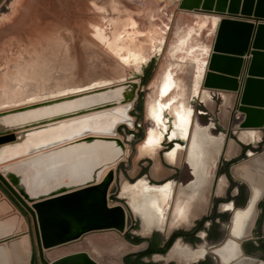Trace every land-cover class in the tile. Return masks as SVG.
<instances>
[{"label": "water", "instance_id": "water-1", "mask_svg": "<svg viewBox=\"0 0 264 264\" xmlns=\"http://www.w3.org/2000/svg\"><path fill=\"white\" fill-rule=\"evenodd\" d=\"M177 6L217 17L200 88L234 94L224 137L240 129L262 130L264 87L256 92L252 84L264 86V71H256L252 54L264 30V0H178ZM259 50L264 55V47ZM141 86L139 75L0 106V153L12 148V154L0 160V264H31L32 257L35 264H109L94 259L83 249L53 258L42 252L75 243L91 232L114 231L122 240L140 244L125 237L129 208L121 201L111 202L108 189L116 181L112 166L125 156V143L116 135L117 128L124 123L129 130L134 127L131 105ZM249 111L258 113L259 121H250ZM117 112L119 118L93 124ZM234 116L238 120L232 126ZM181 144L184 147L186 141L181 140ZM259 146L250 154L245 149L243 156L236 159L225 158L220 152L216 166L221 161L227 163L220 175L246 186L244 179L234 177L232 166L253 155L260 156L263 144ZM220 175L216 168L211 175V190ZM259 194L260 198L252 202L255 213L248 235L235 237L230 231L232 215L238 208L232 207L220 244L230 237L240 248V242L249 237L264 186ZM247 200L246 196L242 208ZM20 217L29 218V229H18ZM21 238L25 240V252L18 255ZM143 240L144 247L122 253L118 264H126L127 254L143 252L148 239ZM227 264H264V260L241 250V255Z\"/></svg>", "mask_w": 264, "mask_h": 264}, {"label": "rangeland", "instance_id": "rangeland-1", "mask_svg": "<svg viewBox=\"0 0 264 264\" xmlns=\"http://www.w3.org/2000/svg\"><path fill=\"white\" fill-rule=\"evenodd\" d=\"M177 5L178 0H0V106L139 76L149 61L152 62L149 76L131 105L134 127L129 130L120 125L117 128V136L125 143L127 153L121 162L112 166L116 181L108 189L114 195L109 196L111 202L121 201L131 209L127 221L134 222L135 228L129 233L138 237L148 236L150 232L144 233L130 198L122 195V191L137 189V192L147 185L138 178L143 172L158 179L178 166L182 173L178 183L185 178L181 150L174 164L161 160L169 169H162L157 162L158 158L165 157L166 146L171 145L161 140L169 139L174 128L172 105L187 100L189 109L195 111V116H189L193 123L196 120L201 125H210L212 135L222 131L213 121L206 123L207 117H212L222 124L218 95L210 93L209 103H214V108L207 116L202 114L204 107L191 92L201 89L200 81L217 17ZM167 74L180 87L175 85L163 92L162 83ZM187 85L191 90L188 91V87L187 91L182 90ZM227 101L223 95L221 109L224 112ZM138 103L140 110L136 112L134 107ZM237 120L232 117L230 124L233 126ZM150 128L161 143L156 153L144 155L150 157L149 160L142 156L139 142ZM154 138L148 135L143 139L155 142ZM228 138L234 139L241 149L243 145L236 133H229ZM258 143H262L264 149V131L259 140L245 146L246 150H259ZM240 156H243L241 151L230 159ZM153 167H156L154 171ZM214 168L215 165L210 169L211 175ZM148 184L157 182L150 180ZM147 186V191L153 193L166 185L162 188ZM28 222L29 218L20 217L18 229H29ZM151 233L159 238L155 231ZM119 237L114 231L91 232L75 243L46 250V256L53 258L63 252L83 249L100 262L118 264V255L126 252L122 249L127 244ZM152 256L144 259L149 261Z\"/></svg>", "mask_w": 264, "mask_h": 264}, {"label": "flooded vegetation", "instance_id": "flooded-vegetation-1", "mask_svg": "<svg viewBox=\"0 0 264 264\" xmlns=\"http://www.w3.org/2000/svg\"><path fill=\"white\" fill-rule=\"evenodd\" d=\"M175 85L180 87L170 74H167L162 83V91L167 92ZM187 87L188 91L191 90L188 85L183 86L182 90L186 91ZM191 92L193 93L192 95L199 97L204 102L209 100V93L207 91L195 88ZM170 113L173 118L174 128L170 132L169 139L180 137L186 141V145L183 147L182 145L174 144L170 149L166 150L164 159L166 158V162L174 164L178 159L179 153L182 151V162L186 167L185 178L181 183H178L182 174L178 166L173 167L172 172L167 178L159 181L157 180L156 182L159 185L148 184L144 178H139L143 179L149 186L162 188L166 185L164 188L156 190L153 193L163 197H169L166 198L169 201L164 208L163 202L157 204L153 201L152 206L156 212L159 213V215L164 213L165 217H157L158 219L156 222L150 223L149 229L144 227L140 215L137 212L138 215L134 213L137 217L139 216L138 219L140 218L139 220H141L140 226H142V230H148V232L144 233L150 232L148 236L138 237L135 233H129L131 229L135 228V223L126 220L125 237L132 242L140 241L138 245L125 242L127 243L126 246H132L131 248L129 247L130 249L128 251L144 247V238L148 239V245L141 253L127 254L124 257V262L126 264H226V262L240 255V249L244 254L257 255L264 260V194L258 203V210H256L257 215L251 227L250 235L240 242V248L238 247L237 241L230 237H227L225 241L220 244L224 240L226 234L228 211L232 207L238 208L234 210V214L231 218L230 231L235 237L248 235L247 229L250 225L251 217L255 213L252 202L260 198L261 194L259 193L264 186V165L259 167L258 170L254 171L250 176H236L233 174L234 177L238 179H244L247 183V187L230 178L226 179L220 174L224 172L227 163L221 161V163L216 166V159L220 152L223 153L225 158L236 155L239 151V144L232 138L226 139L222 132L212 135L209 132L210 125H201L195 118L194 120L196 123H193L189 119V116H195V111L193 110L192 112L189 109L187 100L172 105ZM256 134L258 135L257 137H255ZM148 135H152L154 138L151 128L146 132L143 138ZM236 135L239 141L243 143H252L260 139L261 131L258 130L256 132L255 129H240L236 132ZM252 137L255 138L253 139ZM154 140L155 145L153 149L155 151L144 153L142 156H149L151 153H156L160 146V142L158 139L156 140L154 138ZM259 144L260 143H258L257 146ZM222 147L223 149H221ZM246 148L245 146L241 147L240 151L242 155ZM248 153L250 154V151H248ZM263 154L264 149L260 156ZM260 156L255 155L254 157ZM250 159L251 157L245 161H249ZM238 164L232 167H236ZM214 165L215 168L213 173L217 168L218 175L220 176L217 177L213 190H211L213 181L211 179L210 169ZM189 169L193 173L194 178ZM176 183L177 185H175ZM147 185L141 187L143 194L152 193L147 191ZM248 195L250 196L248 203L242 208L241 206ZM111 196H114L113 193H111ZM172 210L176 211V216L174 218L172 217L169 221L167 219ZM173 227L176 228L169 231ZM151 230L155 231L159 238L153 237ZM119 239L121 238L119 237ZM173 240L175 241L173 242ZM218 244L220 245L217 246ZM175 245L187 253L188 262H186V260L184 261L185 263H178V261L176 262L173 258L167 260L160 259V257H166L170 252L169 250ZM152 246H155L157 251L152 252ZM214 253L217 255V259ZM120 255H118V258ZM151 255L153 256L149 261L144 259Z\"/></svg>", "mask_w": 264, "mask_h": 264}, {"label": "bare ground", "instance_id": "bare-ground-1", "mask_svg": "<svg viewBox=\"0 0 264 264\" xmlns=\"http://www.w3.org/2000/svg\"><path fill=\"white\" fill-rule=\"evenodd\" d=\"M258 46L260 47H264V30L262 32V34L260 35V38L258 39ZM259 47L256 48L254 50V54L253 55V58L254 60L256 61V71H264V55H260L259 54ZM41 74V73H40ZM68 74V73H67ZM49 75V74H48ZM32 77V76H31ZM30 77V78H31ZM52 77V76H51ZM57 77V76H56ZM56 77H54V79H56ZM35 78V77H34ZM36 79V78H35ZM41 79V78H40ZM58 79V78H57ZM37 80V79H36ZM23 81V80H22ZM58 81V80H57ZM39 82V81H38ZM30 83V82H29ZM43 83V82H41ZM61 83V82H60ZM27 84V83H26ZM45 84V83H44ZM41 85V84H40ZM254 86V88L256 89L255 91L256 92H260L263 90V85L261 83H254L252 84ZM55 86V85H54ZM43 87V85H42ZM56 87V86H55ZM21 88V87H20ZM25 88V87H24ZM60 92V91H59ZM57 92V93H59ZM63 92V91H61ZM5 93V92H3ZM19 93V92H18ZM56 94V93H54ZM118 113V112H117ZM114 113L112 114L111 117L109 116H103L102 118L103 119H97L95 121H93V124H106L108 122V119L110 118H114V119H117L119 118L120 114L118 113ZM248 119L250 121H259V114L256 113L255 111H249L248 113ZM130 120L132 121V117L130 116ZM263 122V126H264V120L262 121ZM98 124V125H99ZM124 126H126V123H124ZM133 127V126H132ZM48 134H46L47 136ZM117 135V133H116ZM46 136H41V137H46ZM236 138H237V135H236ZM237 140L239 141V139L237 138ZM241 142V141H239ZM243 143V142H242ZM245 144V143H244ZM155 145V142H152L150 141L149 139H142L140 140L139 142V148H140V151L141 153H148V152H151L153 151V147ZM249 151V150H248ZM247 151V153H248ZM125 155L127 153V149L125 147ZM12 154V148L11 149H5V150H2V153H0V160L1 158H3L4 156L6 155H11ZM249 154V153H248ZM223 155V153H222ZM224 157V156H223ZM2 162V161H0ZM262 162H264V154L260 157H251V159L249 161H243L241 163L238 164V166H234L232 167V172L234 175L236 176H240V175H244V176H250L254 171L258 170L259 167H262ZM107 169H104L102 172H101V175H100V179L103 177V175L107 172ZM156 169V167H153V171ZM123 182V189L125 188V184H124V180L122 181ZM247 184V183H246ZM137 189L133 190L132 192L131 191H125L123 190L122 191V195H127L129 198H130V201H131V207L133 208V210L135 212H137L140 217H141V220H142V223L144 225V227H146L147 229L150 228V225L153 223V222H156L157 221V217H160V216H163L165 217V214H160L156 212V210L154 209V207L152 206L153 205V201H155L157 204L158 203H161L163 202V208L166 206V204L168 203L169 200H167L166 198H169V197H163V196H160V195H157V194H154V193H149V194H143L142 193V189H138V191L136 192ZM249 195H248V199H249ZM247 203H248V200H247ZM246 203V204H247ZM127 205V204H126ZM246 206V205H245ZM127 207L129 208V206L127 205ZM129 210L131 211V209L129 208ZM176 211L172 210L170 211V214H169V217L167 220H171L172 217L174 218L176 215ZM234 214V213H233ZM233 216V215H232ZM151 223V224H150ZM145 232H148L145 231ZM175 243H178V242H175ZM174 243V244H175ZM130 246H125L123 248V251H127L129 249ZM173 247V246H172ZM171 247V248H172ZM170 251V252H169ZM165 255H167L166 257H160L161 260H167V259H175L176 262L178 261V263H181V262H188V256H187V253L183 250V249H180L177 245H175L172 249H170ZM17 254L18 255H22L24 252H25V240L24 239H20L19 243H18V246H17ZM42 252L43 253H46V250H43L42 249ZM165 255H154V256H165ZM240 255H241V250H240ZM237 256V255H236ZM229 262V261H228ZM226 262V264L228 263ZM185 263V262H184Z\"/></svg>", "mask_w": 264, "mask_h": 264}, {"label": "crops", "instance_id": "crops-1", "mask_svg": "<svg viewBox=\"0 0 264 264\" xmlns=\"http://www.w3.org/2000/svg\"><path fill=\"white\" fill-rule=\"evenodd\" d=\"M244 57V56H243ZM150 81V80H149ZM189 84V83H188ZM149 85L151 86V84L149 83ZM187 91V90H186ZM212 91H210V92H208L209 93V100L205 103L204 101H202V100H199V98H197V97H194V98H196V100H198V102H200V103H202V106L204 107V112H202V114L203 113H205L207 116L208 115H210V111H211V109L212 108H214L213 106H214V103H213V105H211L210 103H209V101H210V99H211V96H210V93H211ZM213 92H215V91H213ZM215 94H217L218 96H217V98H220V100H219V109H220V112H221V116H222V124H220L219 122H217V121H214L215 120V118L213 119L212 117L211 118H209V117H207V119L208 120H210V121H208L207 120V122L206 123H208V122H214L215 124H217L219 127H220V129L222 130V131H220V132H222V133H224V131H225V129H226V127H227V125H228V122H229V114H230V112H231V107H232V103H233V98H234V94H229V93H226V92H215ZM223 95L224 96H226L227 97V103L225 104V106H223V108H224V110H225V112L221 109V106L223 105ZM165 115H167L166 113H165ZM168 116V115H167ZM168 118H169V116H168ZM232 119V118H231ZM205 125V124H204ZM261 132H263L264 131V128L262 129V130H260ZM164 135L165 136H167V133H164ZM181 140H183L182 138H180V137H175V138H172V139H163V140H161V142H163V141H165L166 143H170L171 145H167L166 146V149H170L174 144H178V145H181ZM160 142V143H161ZM242 143V142H241ZM239 151H240V145H239ZM239 151H238V153H239ZM237 153V154H238ZM234 156V155H233ZM142 157V156H141ZM140 157V158H141ZM144 157H146L147 159H151L150 157H147V156H144ZM139 158V159H140ZM164 162V163H167L166 161H165V159L162 157V158H158L157 159V162H158V164L162 167V169H163V167H164V169L166 168L165 166H163L162 165V161ZM181 162H182V159H181ZM147 163V162H146ZM141 164V166H143V167H145L146 165L145 164H143V163H140ZM161 169V168H160ZM166 169H169V168H166ZM139 170H140V167H139ZM171 170V172H172V169H170ZM190 170V169H189ZM145 171V170H144ZM147 171V170H146ZM190 172H191V170H190ZM170 173H167L166 175H163V176H161L160 178H158V179H155V178H153L151 175H149L147 172H143L141 175L143 176H145L146 178H145V180H146V182L147 183H149L150 182V180H152V181H159V180H163V179H165V178H167V176L169 175ZM142 176H139L138 178H140V177H142ZM137 178V179H138ZM154 185H159V184H154Z\"/></svg>", "mask_w": 264, "mask_h": 264}, {"label": "trees", "instance_id": "trees-1", "mask_svg": "<svg viewBox=\"0 0 264 264\" xmlns=\"http://www.w3.org/2000/svg\"><path fill=\"white\" fill-rule=\"evenodd\" d=\"M151 68H152V62L149 61V64L147 66H145V68L143 69L142 75H141L142 84L147 80ZM139 110H140V106H139V103H138V104L135 105L134 111L138 112ZM151 248H152L151 249L152 252L157 251L155 246H152ZM31 263L35 264L34 257L31 258Z\"/></svg>", "mask_w": 264, "mask_h": 264}]
</instances>
